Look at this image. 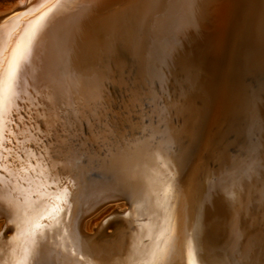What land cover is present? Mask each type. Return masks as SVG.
<instances>
[{"label": "bare ground", "instance_id": "6f19581e", "mask_svg": "<svg viewBox=\"0 0 264 264\" xmlns=\"http://www.w3.org/2000/svg\"><path fill=\"white\" fill-rule=\"evenodd\" d=\"M239 1L79 0L49 14L31 63L21 73L17 107L0 125L3 149H11H0V218L10 224L6 234H11L0 238V264H12V249L22 243L13 239L17 230L9 221L16 217L4 198L24 209L25 196L36 190V176L19 169L31 159L27 150L41 155V149H50L41 157L44 167L62 182L71 181L70 212L63 214L62 223L69 227L68 241H78L85 254L78 264L147 259L164 224V208L171 209L176 229L169 264H188L189 236L203 264L232 254L233 204L227 191L264 154V92H259L264 84V0ZM46 3L19 0L0 13V72L31 23L48 11L41 7ZM17 7L27 10L15 15ZM213 12L230 20L226 43L227 34L215 35L208 21ZM181 27L190 33L184 32L182 39L188 40L179 46ZM194 27L202 29L205 40L191 42ZM131 33L136 34L137 64L148 74L140 71L139 77L121 83L102 60ZM101 93L107 106L101 111L115 134L105 131L97 138L94 129L100 126L93 113ZM169 183L174 192L165 203L162 192ZM40 198L32 196L33 201ZM116 201L132 209L109 226L107 236H93V229L113 210L124 209L113 206L95 226L84 229L89 215ZM240 227L243 239L236 258L258 255L264 232L258 203L241 214ZM60 236L56 228L47 232L36 264H72L76 258L56 247L65 243Z\"/></svg>", "mask_w": 264, "mask_h": 264}, {"label": "snow or ice", "instance_id": "6c2138e0", "mask_svg": "<svg viewBox=\"0 0 264 264\" xmlns=\"http://www.w3.org/2000/svg\"><path fill=\"white\" fill-rule=\"evenodd\" d=\"M79 0H48V3L41 5L46 7L47 12L41 14L27 29L21 40L13 49L10 59L6 60L7 67L0 72V125L3 124L5 114H11L12 109L17 107L16 100L21 94L22 82L21 73L25 66L31 63L34 44L39 34L47 27L49 14L63 11L67 6L77 4ZM96 112L93 116L96 123L100 126L94 129L97 132V138L104 135L114 133V126L109 128L108 117L101 108L107 107L103 103V94L97 96ZM108 111H111L109 109ZM99 113V115H97ZM22 120L23 117H20ZM264 131V128H262ZM264 148V145L261 146ZM0 149H3V129L0 127ZM11 151V149H3ZM50 149H41V155H36L31 150L28 156L31 158L21 162L22 173H34L36 176V190L25 196V207L22 210L19 203L7 197L4 202L7 207L15 214V219H10V223L14 224L17 230L15 241H22L12 249V264H36V258L39 255L41 245L47 239V232L56 228L60 231V239L71 246L66 247L65 243L56 245L64 253L75 257L72 264L85 260L81 245L78 241H68L69 227L62 223L63 214L70 212L69 190L67 184L71 181L62 182L56 176L52 175V170L44 167V160L41 158L46 155ZM255 148L251 152L255 154ZM157 159L160 157L157 155ZM33 160L35 164H33ZM166 167V165H165ZM232 175V173H229ZM47 177V179H45ZM245 179L241 182L234 183L233 188L227 191V199L233 204V225L232 239L233 248L231 255H225L222 259L215 261V264H264V232H262V241L258 255L252 254L247 257L240 256L237 249L239 241L243 239V232L240 227V217L242 213L248 214L253 203L260 206L261 220L264 223V154L259 159H253L244 174ZM49 181H51L49 183ZM63 186L61 187V184ZM59 187V191L51 193L46 192L47 188ZM174 188L171 183L166 184L162 198L165 203H169V197L172 196ZM32 196L41 197L37 201L32 200ZM167 213L164 224L160 227L159 234L154 242L153 247L147 251V259L135 261V264H169V258L175 250L176 229L175 222L170 208H164ZM186 255L188 264H203L198 260L199 250L193 242V238L189 236L186 242ZM88 264H96L94 260L89 259Z\"/></svg>", "mask_w": 264, "mask_h": 264}, {"label": "rangeland", "instance_id": "374dc122", "mask_svg": "<svg viewBox=\"0 0 264 264\" xmlns=\"http://www.w3.org/2000/svg\"><path fill=\"white\" fill-rule=\"evenodd\" d=\"M19 0H0V13H2V12H4V11H6V10H8L10 7H12V6H14V4L16 3V2H18ZM229 1H231V3H236L237 5L238 4H240V1L239 0H229ZM232 1H235V2H232ZM120 2V1H119ZM119 2H115V3H119ZM123 2V1H122ZM222 4L224 5V3L222 2ZM216 6V3H214V7ZM220 17H221V19H220ZM223 17H225V13L223 14V16L220 14V13H217V14H215L214 12L212 13V16L208 19V21L210 22V24L212 25V26H214V31H216V33H215V35L217 34H223V36L224 35H226L225 37H226V40H225V43H226V41L229 39L230 40V37H227L228 35H229V31L231 30V28H232V26L230 25V20L229 21H227V19L226 18H223ZM182 28V31L183 32H181L180 33V35L179 36H177L176 35V37H178V38H176L175 40L177 41V43H178V45L180 46L182 43H183V41H186V40H188V39H185V40H183L182 39V37H184L183 36V34H184V32L187 30L188 32H189V28L188 27H181ZM195 28V27H194ZM198 30V31H197ZM202 30V29H201ZM200 29H196L195 28V31H192L191 30V33L193 32V36H192V38H191V42H193V40L192 39H194V42H195V40H198V39H201V37H202V39L203 40H205L206 38L203 36V34L202 33H200V31H201ZM190 33V32H189ZM196 33H199V34H196ZM133 33H131V34H128L127 36H126V38H131V39H128V40H126L125 41V43H122V44H119L118 46H114L113 47V49L114 48H116L115 50H108L109 52H111L110 54L107 52L106 53V57H109L108 59L110 60H108L107 58H103L104 60H102L106 65H104L103 66V62L102 61H100L98 58H95V57H93V59H92V56L89 58L90 60H93L94 62L95 61H97V62H102L103 64H101L100 62H99V65L100 66H103L105 69H116V71H114L113 70V73L115 74L114 76L116 77L115 79L116 80H118L119 82H121V83H124L126 80V78H127V80H129L131 77H135V76H137V77H139V75H140V71H145V70H141L140 69V65H138L139 63H138V61H139V59L137 58V56H136V54H135V50H134V45L133 44H135V42H133V40H135L134 38L136 37V34L133 36L132 35ZM182 35V36H181ZM131 36H133V37H131ZM145 36V35H144ZM144 36H143V38H144ZM132 40V41H131ZM236 40V34L234 35V37H233V41H235ZM128 42V43H127ZM130 43V44H129ZM176 43V44H177ZM129 44V45H128ZM175 44V45H176ZM127 47H126V46ZM129 46H130V48H129ZM131 46H133L132 48H131ZM134 50V51H133ZM114 51H116V54H114ZM120 52H121V54H120ZM131 52H133L134 53V55H133V53H131ZM117 53H119L120 55H122L121 56V58H120V55L119 54H117ZM123 53V54H122ZM112 54H113V58H112ZM125 54H127V55H125ZM251 54V53H250ZM110 55V56H109ZM117 55V56H116ZM119 55V56H118ZM124 55H125V57H124ZM130 55H132V56H130ZM134 56H136V57H134ZM248 56H249V54H248ZM118 57H119V59H118ZM132 57V58H131ZM130 58V59H129ZM113 59L114 60H116L115 62L113 61ZM117 59L118 60H120V61H122V62H120V64L117 62ZM122 59H124V60H122ZM126 59H128V60H126ZM109 61V63H107L108 61ZM137 60V61H136ZM142 60V59H141ZM107 61V62H106ZM112 61V62H111ZM83 62H87V60L86 59H84L83 60ZM96 62V63H97ZM110 62H111V64H110ZM118 63V64H116V66L114 65L115 63ZM136 62V63H135ZM144 62V65H146L147 66V58L143 61ZM113 63V64H112ZM129 63V64H128ZM138 63V64H137ZM149 63H150V65H152V63H153V61H149ZM110 65V66H109ZM144 65H142L143 67H145L146 68V66H144ZM106 66V67H105ZM107 66H108V68H107ZM123 66V67H122ZM134 66V67H133ZM136 66H138V67H136ZM126 68V69H125ZM134 68H135V71H133L134 70ZM125 69V70H124ZM123 72H122V71ZM136 70H138V71H136ZM118 71V72H117ZM120 71V72H119ZM131 71H132V73H134V76H133V74L131 73ZM126 72V73H125ZM147 74H148V71L146 70L145 71ZM139 73V74H138ZM118 74V75H117ZM119 74H121V75H124L123 77L121 76V75H119ZM130 74V75H129ZM138 74V75H137ZM142 74V73H141ZM73 75V74H72ZM76 74H74L73 76H75ZM126 76V77H125ZM130 76V77H129ZM62 77H65L66 78V76L64 75H62ZM118 77H119V79H121V80H119L118 79ZM125 77V78H124ZM261 77H263L262 75H261ZM124 80H123V79ZM129 78V79H128ZM146 79H148L149 80V78H148V75H147V78ZM262 83V82H261ZM260 83V89L261 90H259V92L261 91V92H264V84L262 85ZM256 90H257V88H256ZM258 92V93H259ZM122 203V201H116V202H112V203H108V204H106L105 206H103V207H100L95 213H93V214H91V215H89V217L84 221V229L87 231L90 227H92V226H95L96 224H95V222L97 223L99 220H100V218L101 217H103L108 211H110L111 210V208L114 206V208H118V207H120L121 209H125L126 208V205H122L121 204ZM121 204V205H120ZM3 223H4V220L2 221V218H0V225H3ZM109 230H111V228H109Z\"/></svg>", "mask_w": 264, "mask_h": 264}, {"label": "water", "instance_id": "95a60500", "mask_svg": "<svg viewBox=\"0 0 264 264\" xmlns=\"http://www.w3.org/2000/svg\"><path fill=\"white\" fill-rule=\"evenodd\" d=\"M25 10H27V7H22V8L17 7L15 9H13V13H15V15H21L25 12ZM6 17H8V16L6 15ZM125 205H126V208L124 210L119 211V210L115 209L110 214H108L105 218H103V220H101V222L98 224V226L95 229H93L92 235L94 234L93 236H98V235L105 233L104 235L107 236L109 234V232L107 231L109 226L113 222H115L119 216H123L125 214H128L131 211L132 208H131L130 204H125ZM9 228H10V224L7 222H4L0 228V238L5 239L11 235V234H6V232ZM82 234L86 235L87 237L89 236L86 233L85 234L82 233Z\"/></svg>", "mask_w": 264, "mask_h": 264}]
</instances>
